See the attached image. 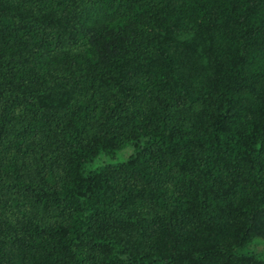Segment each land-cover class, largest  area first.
<instances>
[{"label": "trees", "instance_id": "16d2710c", "mask_svg": "<svg viewBox=\"0 0 264 264\" xmlns=\"http://www.w3.org/2000/svg\"><path fill=\"white\" fill-rule=\"evenodd\" d=\"M255 239L264 0H0V264H264Z\"/></svg>", "mask_w": 264, "mask_h": 264}, {"label": "rangeland", "instance_id": "374dc122", "mask_svg": "<svg viewBox=\"0 0 264 264\" xmlns=\"http://www.w3.org/2000/svg\"><path fill=\"white\" fill-rule=\"evenodd\" d=\"M131 153V149L130 148H126L124 150H121L119 152L116 153L115 157L112 158H105V157H101L98 160H96V162L94 163V165H97L99 163H101L103 161V163H116V162H120L125 160ZM249 251L252 253H262L264 254V240L262 239H255L252 242L251 247L249 248Z\"/></svg>", "mask_w": 264, "mask_h": 264}]
</instances>
